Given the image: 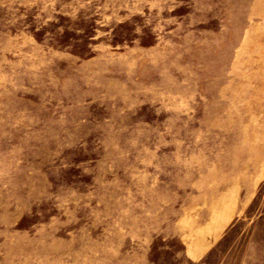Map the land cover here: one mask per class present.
Instances as JSON below:
<instances>
[{
    "label": "rangeland",
    "instance_id": "1",
    "mask_svg": "<svg viewBox=\"0 0 264 264\" xmlns=\"http://www.w3.org/2000/svg\"><path fill=\"white\" fill-rule=\"evenodd\" d=\"M0 264H264V0H0Z\"/></svg>",
    "mask_w": 264,
    "mask_h": 264
}]
</instances>
